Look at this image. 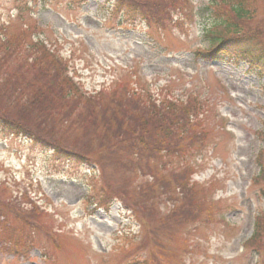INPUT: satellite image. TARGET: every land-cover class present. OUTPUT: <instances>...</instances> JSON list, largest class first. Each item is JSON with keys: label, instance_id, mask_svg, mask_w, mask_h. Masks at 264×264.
I'll return each instance as SVG.
<instances>
[{"label": "rangeland", "instance_id": "obj_1", "mask_svg": "<svg viewBox=\"0 0 264 264\" xmlns=\"http://www.w3.org/2000/svg\"><path fill=\"white\" fill-rule=\"evenodd\" d=\"M237 3L251 5L237 50L247 57L203 62L196 52L208 47L207 30L234 25ZM6 25L62 56L83 95L144 90L157 101L148 110L178 116L162 126L166 145L185 135L164 157L145 146L161 130L137 142L123 136L119 160L88 170L0 131V264H264V239L258 254L246 242L264 209V0H0ZM24 60L22 51L0 60L7 111L17 122L22 106L33 122L47 101L67 112L72 99L50 98L57 88L26 83L19 64L31 82L38 69ZM194 105L197 122L188 130L183 115ZM57 130L72 138L70 127ZM80 140L96 158L116 143L111 132ZM3 179L11 192L1 191Z\"/></svg>", "mask_w": 264, "mask_h": 264}, {"label": "trees", "instance_id": "obj_2", "mask_svg": "<svg viewBox=\"0 0 264 264\" xmlns=\"http://www.w3.org/2000/svg\"><path fill=\"white\" fill-rule=\"evenodd\" d=\"M111 2V0H107ZM117 3V6L129 8L128 4ZM118 7V8H120ZM251 5L237 3L232 6L231 12L235 20L234 25H228L222 21L218 26L222 28L220 31L214 24L207 33L209 47L202 51H197V56H201L204 59L211 60L222 58L225 53L232 52L239 55L247 56V51L238 52L240 50V43H242V31L241 21L245 19L249 13ZM151 9V6L148 7ZM151 15H146V17ZM21 30L19 34L10 33L9 27L0 26V60H5L7 57L21 51L25 54V65L37 67L38 72L34 77V82L24 76V73L29 71L23 65L19 64L23 69L21 76L25 79L28 85H35V89L40 87H53L56 89L57 94L52 95L51 99H57L60 102L64 100L72 99L70 102V109L67 112L63 110L62 105H56L47 101L36 107L38 113L34 122L28 115L33 112H29L28 109L22 106V113L17 122L16 118H13L10 111H7L8 101L6 99L0 102V129L6 130L14 135L24 136L29 138L33 145L43 149H49L53 152L56 158L68 159L77 163H85L87 165L95 164L100 170L101 168L111 160H119V152L122 145V138L130 137L133 141H138V137L146 135V133H159V136H154V139L145 143V146L155 145L152 150L157 151L159 156L164 157L169 155V152L179 150V143L182 137L185 135L183 131H179L175 135V143L169 142L166 145V141L170 136L169 129L162 128L163 124L167 125L178 124V116L172 120L163 108V111H158L157 108L152 106V109L148 110V107L155 102V98L151 97L144 90L136 89L133 87L131 91L128 87L125 93H118L117 97L114 93L109 91L118 86L111 88L103 87L102 90L97 92H89L83 95L79 91L77 84L73 79L68 77L67 69L65 67V61L53 51H50L44 41L36 38L34 40L29 39ZM250 34V39L252 38ZM19 60L16 62L18 63ZM25 83V84H26ZM24 83H19L23 85ZM127 84V83H124ZM63 86V89L61 88ZM122 88H126V85H121ZM32 90L30 95L34 97L36 92ZM24 102V96L21 97ZM169 105H174L168 103ZM156 110V114H151ZM149 111L148 115H144ZM194 110L189 109L186 115L187 121L185 127L188 130H193V125L189 120V115H193ZM148 119V122H147ZM28 120L31 122H28ZM52 120L54 125L47 126V121ZM127 125L125 127L124 125ZM60 125H66L70 127L72 138L68 139L65 134L58 132L57 127ZM145 125V126H143ZM132 128V130H131ZM90 138L94 134H106L112 133L113 140L116 139V143L111 142L110 145L104 150L100 158H96L94 155H99L93 151L84 141L80 140V133H87ZM136 132V133H134ZM46 138H50L49 142L44 141ZM165 146L164 148H162ZM162 148V149H160ZM157 149V150H156ZM159 149V150H158ZM136 150V149H135ZM133 154H137V152ZM139 150V149H138ZM140 152V150H139ZM181 153V152H180ZM94 154V155H93ZM264 175V171H262ZM182 185V184H181ZM183 188V186H182ZM26 191V189H24ZM23 197V196H22ZM19 198H14V202H17ZM22 205V204H21ZM21 212H24L23 210ZM20 213L19 210L12 212L14 216ZM157 224L150 225L151 233L154 234ZM264 239V214L257 218L254 234L247 240V246L255 243V248L258 249L257 242ZM26 246H21L18 249V253Z\"/></svg>", "mask_w": 264, "mask_h": 264}]
</instances>
